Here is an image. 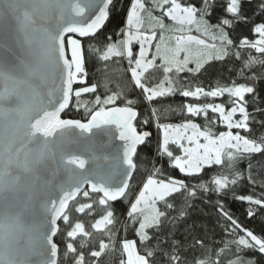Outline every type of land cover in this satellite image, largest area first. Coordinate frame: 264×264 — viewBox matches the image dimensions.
<instances>
[{
    "label": "snow or ice",
    "instance_id": "6c2138e0",
    "mask_svg": "<svg viewBox=\"0 0 264 264\" xmlns=\"http://www.w3.org/2000/svg\"><path fill=\"white\" fill-rule=\"evenodd\" d=\"M122 2L0 0V264H101L102 257L117 251L119 264H253L246 253L264 254V237L241 225L225 209L223 197L234 194L245 178L256 183L250 161L264 155V134L258 140L241 134L251 132L253 122L264 126L248 107L251 100L264 115L257 89L264 75L252 71L264 68V0H127L121 9ZM120 15L109 32L106 25ZM243 27L251 38L237 35ZM230 59L241 63L238 78L252 83L217 80L206 90L201 81L213 62ZM92 61L103 65L100 85L88 82L86 62ZM110 63L120 66L122 75L130 73V87H109ZM150 70L161 71L162 78L152 83ZM89 93L95 94L91 102L81 99ZM177 95L194 102L174 108L170 101ZM225 95L230 107L208 102ZM73 98L76 109L89 114L87 122L61 118ZM118 100L124 106L109 107ZM139 104L150 109V118L139 121L140 130L134 123ZM168 113L187 119L162 123ZM199 117L203 128L192 120ZM218 121L225 131L213 130ZM153 122L156 164L132 199L134 157L139 146L153 143ZM100 133L122 142L119 156L102 153L105 146L95 139ZM165 157L163 162L187 179L156 178ZM244 161L247 177L237 167ZM214 166L224 170L205 173ZM204 175L210 178L204 181ZM259 187L264 190V182ZM198 193L217 197L225 221L222 232L229 239L214 248L197 237L186 245L171 231ZM236 198L264 210V191L259 198ZM117 201L129 203L122 225ZM70 204L93 217L97 206L102 209L91 223L94 232L73 220Z\"/></svg>",
    "mask_w": 264,
    "mask_h": 264
},
{
    "label": "trees",
    "instance_id": "16d2710c",
    "mask_svg": "<svg viewBox=\"0 0 264 264\" xmlns=\"http://www.w3.org/2000/svg\"><path fill=\"white\" fill-rule=\"evenodd\" d=\"M127 3V0H123L120 7L123 9L125 7V4ZM252 8H248V15L252 16ZM219 14V10H217V13ZM123 19V16L120 15L116 19L110 20V22L106 25V29L111 32L117 24L120 23V21ZM255 19H259V17H255ZM215 20V15L213 16V21ZM166 23H171L170 21L166 20ZM103 31V30H102ZM239 32H242L244 36H248L251 38V33H249L247 27H243L238 30L237 35ZM193 35H197V33H192ZM235 38V36H234ZM84 40H82V43ZM215 65L213 67V70L209 73L208 76L204 77L201 81L203 86L206 88V90L209 87H214L215 81L219 80L223 84H230L232 80H235L236 83H252L251 81H245L237 76V71L241 66L240 61L238 60H228L225 62H213ZM124 66H126V62H124ZM120 66L111 64L108 68V73L110 80L112 81L109 85L110 88L113 90L116 89V84L119 83L121 86H128L130 87V73L127 75H122L120 71L117 69ZM86 68L89 72L88 76V82L89 84L96 82L98 85H100L104 79L105 74L103 71V65L99 62L92 61V62H86ZM97 68H100V71H97ZM253 73L257 76L264 75V68H261L260 66L255 67L253 70ZM152 83H155L159 79L162 78V72L159 70H150V72L147 74ZM81 85H74V88L80 87ZM257 89L260 92V106H264V79L259 80L257 84ZM139 90L137 89L136 92ZM98 92H103L102 87H98ZM95 94H84L82 95L81 99L84 101L91 102L94 99ZM227 95L224 97L216 98L215 101H213L211 98H209L208 102H215V103H224L225 107H230V105L227 104ZM250 99V98H249ZM188 102H194L190 99L182 98L179 95L172 98L170 103L172 106L178 107L181 103H188ZM167 103V102H166ZM203 103V101H201ZM113 106H124L119 100L117 101L116 105H110L109 107ZM165 105H160V107H164ZM137 110L140 112V115L137 118V121L135 122L137 124L138 130H140L139 121L145 118H150L149 116V107L145 104H139L136 106ZM249 111L253 113L257 119L264 120V115H262L259 112H256L253 108V104L249 103ZM212 116H215L216 114H210ZM61 118H72V119H80L82 122H87V119L89 118V114L85 113L83 110V107H81L79 110L75 107V98H73V102L70 104L69 109L65 111V113L61 114ZM187 117L182 118L181 116L174 114V113H168L165 115H162L161 122L162 123H182L185 122ZM193 122L199 123L201 127L204 126V119L202 117L199 118H192ZM252 131L249 133H243L242 135H247L251 139H259V137L264 134V126L260 125L259 123L253 122L252 125ZM150 128L153 132V143L148 146L144 147L141 146L138 149L137 156L134 157V160L136 161L138 167L135 171L134 177L131 181L129 193L128 195L130 198L134 199L135 196L138 194L140 190H142L143 184L146 182L148 176L151 174V170L153 167V164H156V129L153 124L150 125ZM215 132L225 131L226 128H224L222 122H217V124L214 126L213 129ZM236 131V130H233ZM175 149V146H171ZM180 152L177 151L176 154H179ZM165 158H161V163L157 166L162 167V174L156 178L158 179H164L168 176L180 178V179H187L183 177L181 173H179L178 169H174L171 167L168 163H165L163 161H166ZM248 161H244L237 165L238 170L244 173L245 177L248 176V171L246 170V165L248 164ZM251 164V176L252 179L256 182L255 184L250 183L247 178H245L243 181H241L235 188V192L229 193L227 196L223 197V203L225 206V209L233 215V217L245 228L252 230L254 234L259 235L261 237H264V210H261L255 205H250L246 201H241L240 199L236 198L240 196L241 194L244 195H253L254 198H259L261 196L262 190L261 187H259L261 182H264V155H254L251 158L250 161ZM222 166H214L213 169H205L206 174H212L213 172H220L223 171ZM210 178V175H204V181H207ZM192 183H196L195 180L192 181ZM78 200L83 199L81 197H78ZM217 197L215 195L210 194H202L198 193V197L191 201V207H188L186 209L187 215L184 219L176 221V227L171 228V231L175 233V239L183 242L184 244L191 243L193 237L201 238L205 241V243L209 247H215V245L219 244L221 239L228 240L229 237L222 232L223 225L225 223L223 217L219 214L217 205H216ZM75 202H73L74 204ZM174 203L177 206V209L182 205L181 199H176ZM73 204H70V209L72 210L71 215L73 220H80L81 222L85 223L86 229L89 231L94 230L91 228V223L94 222L95 219L100 218V213L102 209L100 207H96V214L95 217L88 215V211L85 210V213H77L74 211ZM78 206V205H77ZM115 212L119 218L120 224L122 225L125 221L126 217V211L129 207L128 201H118L114 202ZM255 210V215L249 217L248 212L249 210ZM172 215H176V212H173ZM119 226V225H118ZM63 227V226H62ZM171 227V226H169ZM168 228L165 229V232H168ZM95 234V233H94ZM242 234V233H241ZM99 235V234H95ZM129 238L131 237V228L129 229ZM79 239V238H78ZM56 242L60 244L61 249L63 251L64 243L61 237L55 238ZM95 244V241L93 242ZM246 257L252 259L253 264H264V254H260L258 251L248 252L246 253ZM119 252H110L107 253L104 257L101 258V264H119L120 259ZM68 264H71V261L68 262Z\"/></svg>",
    "mask_w": 264,
    "mask_h": 264
},
{
    "label": "water",
    "instance_id": "95a60500",
    "mask_svg": "<svg viewBox=\"0 0 264 264\" xmlns=\"http://www.w3.org/2000/svg\"><path fill=\"white\" fill-rule=\"evenodd\" d=\"M82 40H86L87 38H81ZM67 110V109H66ZM65 110V111H66ZM138 118V117H137ZM136 121H134L135 123ZM113 130H115V126H112ZM116 136H118V133L115 134ZM72 138L75 139V137L73 136ZM98 142V144L104 145L105 147L102 149V153L105 155H109V156H119L121 153L120 151H118L119 146L122 144L121 141H119L118 138H115V136L111 135V134H105V133H100L96 138H95ZM73 149L79 151V149L76 148L75 145L72 146ZM141 146L138 147V149ZM99 154V153H98ZM135 172H133L132 174V178L129 182V184H131V181L134 177ZM78 199V198H77ZM118 202V201H117ZM55 239V238H54Z\"/></svg>",
    "mask_w": 264,
    "mask_h": 264
},
{
    "label": "rangeland",
    "instance_id": "374dc122",
    "mask_svg": "<svg viewBox=\"0 0 264 264\" xmlns=\"http://www.w3.org/2000/svg\"><path fill=\"white\" fill-rule=\"evenodd\" d=\"M134 47H138V46H134ZM203 142H204V141L202 140L201 143H203ZM179 154H181V153H179ZM137 195H138V194H137Z\"/></svg>",
    "mask_w": 264,
    "mask_h": 264
}]
</instances>
